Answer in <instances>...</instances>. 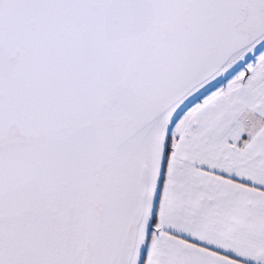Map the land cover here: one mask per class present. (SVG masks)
<instances>
[{
	"label": "snow or ice",
	"instance_id": "snow-or-ice-1",
	"mask_svg": "<svg viewBox=\"0 0 264 264\" xmlns=\"http://www.w3.org/2000/svg\"><path fill=\"white\" fill-rule=\"evenodd\" d=\"M0 264H264V0H0Z\"/></svg>",
	"mask_w": 264,
	"mask_h": 264
}]
</instances>
